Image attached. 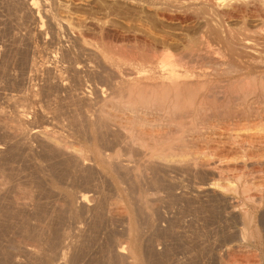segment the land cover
<instances>
[{"label":"rangeland","instance_id":"rangeland-1","mask_svg":"<svg viewBox=\"0 0 264 264\" xmlns=\"http://www.w3.org/2000/svg\"><path fill=\"white\" fill-rule=\"evenodd\" d=\"M31 1L34 0H0V112H4L3 116L5 113H7L8 116L11 117L16 116L15 119H17L19 115L20 119L22 109L24 112H26L27 110V112H29L27 117L28 121L25 122L26 124L23 125V123H19L22 124V126L20 125L19 127L22 131L17 130L18 127H15L19 125L15 124L17 120L14 122L13 117V119L9 117V119H12L11 121L7 120V114H5V120V116L3 117L0 113V264H264V203H262L263 205L259 204V207L258 205H251L253 215L254 217L256 216V219L254 218L253 221L255 223L253 224L255 226H253V228H260V230L258 231L262 232L259 233V235H263H260L261 238L260 236H258L259 239L256 236L254 237L255 239L252 238L250 240L244 241L245 243L240 242L241 238H239L240 236H238V234L240 235V228L242 226L240 225L241 221L239 220V209L234 208H236V204L239 207L238 203L240 202L241 198L239 195L229 194L228 192L225 193L220 188L216 186L213 187V185L211 184L213 182L225 184L229 180H235V177L233 179L231 175H236V172H239V169H237L236 172L235 170L225 171L224 174H222L221 178H219V176L211 178L212 176L209 177L207 171L202 172V170H199L202 173H198V171H194V168L193 170L188 166H186L187 169L186 167L184 168V166L182 168L180 166H171L167 169H161V173H159L160 169H151V167L147 165V153L146 156L143 155L145 154V151H143L144 149L141 150V152L140 150H137L136 152V149L133 150V147V149H131L130 145L127 148V142H123L125 144L121 142L123 144L122 145L120 141H117L115 135L113 136L111 132L106 133V131H104L98 133L97 136L96 133L91 132L87 121H84L85 118L87 119L88 111L91 110L90 112H95L96 110H99L98 107L101 106V103L100 106H98L99 98L97 96L101 94H99V90L104 88L103 86H107L105 85L106 83L102 79H100L101 77H99V74L102 72V70L100 72L99 70L102 69L100 67L103 65V60H100L99 58L101 57V59H103L102 51H104V41L103 39H101V35L98 34L99 28L96 27L104 26L105 28L108 27L109 29H115L116 26H118L119 28H127V25L131 23H128V21H135L139 19L138 17L140 16V18L143 19L142 15L148 16L149 18L147 17L146 21L152 23L151 20L154 17L153 12L148 10L145 5L143 6L138 4L140 5V8L138 5L136 6L137 3H132L129 0L122 1H128V3L130 2V5L132 3L135 5V7L134 5L130 6L126 2L129 5L127 6V4H124L121 0H37V9L39 11L36 9L35 13L33 12V10L29 9V3H31ZM125 6L130 8V12ZM120 7H122V11L120 10ZM142 7H144V9ZM137 9H140V11H137ZM118 10L120 11L118 12ZM143 10L147 11L144 12ZM255 10L256 9H252L248 12L246 11L248 15L246 14V12L243 13L245 15L236 14V16L232 17V20H234H231V22L230 20H228L229 24L231 23L232 29H234L232 33H234L233 35L235 36H232V38L234 37L235 41L238 40V38L240 39V37L242 36L244 37L245 34H248L245 32L248 27L249 28L247 31H249L251 27L253 31L258 30L259 27L264 28L263 26H261L264 23V18L262 19V17H264V11H260L259 13H257L258 11L256 10L255 12ZM125 11H127V13H125ZM108 12L110 14L109 16ZM122 12L125 13V15ZM128 12L133 13L129 14ZM134 12H137V14H134ZM260 13L262 15H260ZM38 14H40L41 19H43L44 21V25H42L43 27L39 24L38 17H36ZM126 14L128 19L124 17L126 16ZM255 14L257 17L255 16ZM51 16L54 20L50 19L49 21V18ZM120 16L122 17V19L120 18ZM128 16H131L130 19ZM145 16L144 20L146 19ZM123 17L125 20L123 19ZM133 17H135V19H133ZM55 19L58 20V24L62 25V27L60 25L59 30L56 26H53L55 23L52 25L53 22H57V20ZM99 19L102 20V22ZM241 19H244L245 21L243 20L241 23ZM258 19L260 20V22L258 21ZM107 21L109 23H107ZM115 21H117L118 23ZM245 22L246 24H248L246 25ZM102 23L105 25H103ZM39 25L42 27V29H40ZM93 25H95L94 28ZM76 26L78 27V30ZM246 26L247 28H245ZM255 26L259 27L256 28ZM243 27L245 28V30ZM197 28V25L195 26L194 24V26L191 28L192 30L190 29V34L195 35V37H193V40L199 37ZM79 29L82 31V34ZM84 30L87 34L84 33ZM87 30H89L90 32ZM240 30H244L245 34H243L244 32L242 31L240 32ZM194 31L196 34L194 33ZM250 31L249 37L253 32L252 31L250 33ZM73 33H76V36ZM90 36L92 37V39ZM88 37L90 38V40H88ZM246 37L247 35L245 36V38ZM60 38L62 41L60 40ZM128 38H130V40ZM128 38H126L127 43L133 45L132 43H134V41H131L133 40L132 37ZM126 39L123 41L122 39H115L116 41H113V45L115 43V46L126 45ZM120 40L123 44L120 43ZM187 40L188 39L184 37L183 42L180 43L179 47L183 48V45L187 43ZM97 41H101L102 44H98ZM128 44L126 45L127 47ZM101 45L103 46L101 47ZM101 48H103L102 51ZM88 49L90 50L88 51ZM130 49L131 53L133 49L134 53H138L137 49H135V45H133ZM115 51L118 52V50ZM253 51L257 53V51ZM140 53L141 52H139V54ZM224 53L229 54L228 50L223 51V54ZM129 54L130 52L127 56L131 58L141 57L139 56V54H137L136 57V53L130 54L132 56L134 55L133 57L129 56ZM77 56L80 58H78ZM118 56L119 55H117V57ZM63 60H65V62ZM125 65L128 67V64ZM126 66H124V70L127 68ZM70 67H74L72 68L74 71L71 70ZM77 67H79V69ZM60 68L62 69L60 70ZM65 68L67 70H65ZM95 71L96 73H99H97V77ZM61 77L65 78L63 79ZM62 79L64 80L65 84L68 83L69 85L66 84V86H64L65 84H63L64 82ZM66 80L69 81L66 82ZM83 91H86V96L89 95L93 102L92 104H94L95 106L92 104L89 106L88 102L84 104L85 102L83 100V103H81L80 99H82V94H84ZM77 98L79 99V101ZM74 100L78 103H76ZM82 108L84 109V111ZM66 110L68 111L66 112ZM112 111L114 112L115 110ZM84 112H87V114ZM118 113L116 112V114ZM17 114L19 115L17 116ZM121 114L122 113H119L120 117L124 116V114H122V116ZM238 114L241 116H235L233 114V117L229 116L224 118V121L222 120V124L221 122H217L216 124H214L215 126H210L212 128L207 126L208 131L206 132L205 130L204 134L207 139L210 137V140H206L204 142L203 147H206V149H202L201 151L203 153L204 151H206V153H204V157L206 156L205 159H208L210 157L209 160L212 163H218L220 161L227 162V160L228 162L231 160L234 163L237 161L239 162L240 160V162L244 163L242 164V166L246 164L241 169L242 173L244 174L245 172V174H250H247V176H251L252 180L249 177L248 179L254 182L255 185H258V181L264 176V170L260 172L255 171L256 173H252V171H250V160H248L247 157L243 158V144L241 145L239 141L237 142L236 140H234V137L232 139V136L239 134L242 135L245 132L244 130H241L245 128V115L240 113ZM19 119L18 122L20 121ZM228 119L230 120L227 121ZM230 121L231 123L229 124ZM83 122H86V125ZM218 123L219 126H217V129H215L214 127H216ZM11 125H13V127H15L16 129L11 127ZM54 125L56 126V128ZM220 125L223 126L221 127ZM46 126L48 129L50 127L55 128L54 131H56L57 133L60 132V135L67 140V147L69 146L66 151H71V153L68 152L67 154V152L64 151L60 152V150L58 151L57 149L52 147L51 144L48 145L49 143H47V139H44V137L39 134V130L46 128ZM60 127L64 130H62ZM7 128L13 130L8 131L9 129ZM25 129L27 131H25ZM214 129L216 132L214 131ZM16 130L20 133H17ZM23 130L25 131L26 135L22 134L24 133ZM28 131H30L31 133H27ZM212 131L214 132L212 133ZM14 132L15 134H13ZM207 133H212V135L207 137V135H209ZM9 135L10 138L8 137ZM19 135H21L22 137ZM118 136L120 137L121 135L119 134ZM212 136L213 138H211ZM100 138L102 140H100ZM215 138L218 139L216 140ZM112 139L115 142H113ZM212 140L214 141V143L212 142ZM232 141H236V144ZM207 142H210V144L212 142L213 144L210 145L209 143L207 144ZM215 142L219 144L217 145L218 147L216 146ZM46 143L47 146L45 145ZM120 145L122 147H120ZM95 146L97 151H104L106 154L110 153L112 155H118L117 152L119 150L121 154H123H120L121 156L119 155V159L121 158L120 161H122L123 164L125 163V165H128L129 162V165L132 166H136L135 163L139 164L138 162H141L142 165H145L146 163V165L144 166L145 168H141L140 166V169L144 172L141 173V170H139L140 173L136 172L134 174L133 172H128V174L127 172H124L125 170L123 171L122 168V170L117 168L116 172L115 167V171L113 169L112 171H109V169H111V166L113 165H111L110 168L109 165L106 166L107 164L105 163V165H103V163L99 161L96 155L97 151L95 150ZM116 146L118 147V149ZM231 146L236 150L233 152L234 154L232 153L229 156H225L220 153V149ZM78 148L80 149V152ZM210 148L212 150H210ZM214 148L218 151H216ZM81 149H83L82 153L86 154V156L84 155L86 159H83L84 165L82 164L85 168L81 167L82 165L80 162V165L78 164L79 159H77V157H75L76 155L73 154L74 152H72L74 150L79 154L81 153ZM111 149H113V151ZM131 152L134 153L132 154ZM125 153H128V155L130 153L129 158ZM134 154L135 156H133ZM137 154H139L140 157ZM136 157L140 159H137ZM134 158L135 162L133 161ZM141 159H145V163ZM241 159L244 161H242ZM147 167H150L149 172H147ZM153 169L155 171L158 170L157 175H159V177H155L157 176V171L155 172L153 171ZM170 169L172 170L170 171ZM151 170L152 173L150 172ZM189 170H191L192 172ZM120 171H123L121 172L122 174L120 173ZM115 172L119 174H115ZM193 172L195 174H193ZM204 172L207 175H205ZM124 173L125 179L123 178ZM130 173L133 174L130 175ZM166 173L167 175H165ZM136 174L139 177L138 181L140 182L139 184L141 186L137 184V181H134L136 179L132 178L134 176V178L138 179ZM140 174H144L142 175L144 178L140 177ZM160 174H163L162 177L160 176ZM120 175L122 177H120ZM149 175L153 176L150 177L151 181L154 182L155 179L157 180V184H154L150 181V179L148 178ZM197 175H199L200 178ZM223 175H225L226 177ZM247 176L244 175V180L247 179ZM222 177H228V180L226 181V179H223ZM145 179H148L150 182H147L148 180L144 181ZM253 179L255 181H257L258 179L259 180L255 183ZM219 180L222 183L219 182ZM263 180L264 177L260 181L261 184L264 183ZM122 182H124V185ZM134 182H136V184ZM132 183L134 185H132ZM149 183H151L152 185ZM3 184L5 185V187ZM121 185L126 187L123 188ZM137 185L140 187L137 188ZM160 186L162 189L160 188ZM211 186L212 188H210ZM15 187L16 189H14ZM126 189H129L133 192L135 191V193L137 194L127 191ZM143 189L145 192L143 191ZM140 192L142 193V196L147 194V196H145L147 198L145 199L151 198L149 200H146V202H149V204H147L149 205L150 210L152 209L154 212L149 218L148 216H145L147 214L143 213L139 215V220H133V217L135 216H132V214H134V212H138L135 210H138L139 208V204L137 203H139L140 201L138 200V198L140 197ZM146 192H148L149 194ZM253 192L258 195V193H256L255 191ZM253 192L251 193L254 194ZM81 193L89 194L91 200L87 205H84L82 201H79V196L81 195ZM131 193L133 194V197ZM134 195H136V197H139L136 198ZM228 196L229 198H231L229 199ZM18 198L20 201L18 200ZM238 198H240V200ZM132 199L135 202H138L135 204ZM129 200L132 201L130 202V204L132 205L129 204ZM235 201L239 202L236 203ZM151 204L152 208L150 207ZM131 206H134L136 208L132 209ZM131 211L133 212L131 213ZM234 212L238 213L236 215V218ZM130 219H132L133 222H140H137L139 229L137 227V224L129 222ZM135 225L137 227L136 229ZM130 227H134L133 229H135L136 231L139 230L140 235L138 233V236L135 233L136 231L133 233L134 230H130ZM129 231H132L131 233L134 234V236L131 234V238ZM226 234L229 236H227ZM135 235H137V238L140 237V240L138 239L139 242L134 239ZM136 242L139 243L140 248L134 247L137 246ZM125 245L127 246V249H125L126 251L124 250L125 252L122 254L119 250H121L122 246ZM130 247L135 252H133ZM133 248H135V250ZM30 249H34L33 251H36L37 253L40 251V253L38 255L35 254L34 256V253H29Z\"/></svg>","mask_w":264,"mask_h":264},{"label":"bare ground","instance_id":"bare-ground-1","mask_svg":"<svg viewBox=\"0 0 264 264\" xmlns=\"http://www.w3.org/2000/svg\"><path fill=\"white\" fill-rule=\"evenodd\" d=\"M129 1L132 3L135 2V4L137 3L136 6L138 4L143 5V6L145 5V7L148 8V10L152 11L154 17L152 16L153 17V19L151 18L152 20L149 19V20H151L152 23H150L149 21H146L148 16L142 15L143 19L140 18L141 17L140 16V17H138L139 19H137L135 21H128V23L129 22H131V23H129L127 25V28H124V27L119 28L118 26H116L115 29H111V28L109 29L108 27L105 28L104 26H99V27L97 26L96 27V28H99L98 34L101 35L100 37H101V39H103V41H104L103 44L105 46L104 47L103 45H101V47L103 46V48H104V51H102L103 48H101V51L103 53V55H102L103 59H101V57L99 58L100 60H103V65L100 67L102 69L99 70V72L101 70H102V72L100 74L98 72L97 73L99 74V77H101L100 79H102L106 83L105 85H107V86L106 87L103 86L104 88L99 90V94L101 93L100 94L101 96L100 95L97 96L99 98V105L98 106H100V103H101V106L98 107L99 110H96L98 112H96V111L90 112L91 110L88 111V114H87V112H84L87 114V119L85 118L86 120L83 117L84 121H87V124H88L91 132L96 133L97 136H98V133H101L104 131H106V133L111 132L113 134V136L115 135L117 141H120V143L121 142L122 143L127 142V145H126L127 148L130 145L131 146L130 148L131 149L134 148L133 150L136 149V152H137V150H140V152H141V150L144 149L143 151H145V154H143V155L146 156V153H147V156H146L147 157V165L150 166L151 169L152 168L160 169L159 173H161V169H167L171 166H180L181 168L183 166H184V168L186 166H188V167H191V169L194 168L195 170L194 169L193 170L195 172L198 171V173H202L203 171H205V172L207 171L208 172L207 174H209V177L212 176L211 178H214L216 176H219V178H221L222 174H224L225 171L235 170V172H236V170L239 169V172H236V175H234V174H233L234 176L231 175V177H233V179L235 177V180H233V181L229 180L227 183H225V184L223 183L224 185L220 184V183H214L213 181H212L213 183H211V184L213 185V187L216 186V187L220 188L225 193L228 192L229 194H234V195L240 196L241 200H240V198H238L240 200V202L238 201L239 202L238 203L235 201L236 203L239 204V207L236 204V208H234V209H239L238 210L239 217H240L239 220L241 221L240 225L242 226L240 228V235L238 234V236H240L239 238H241L240 242L250 240L256 236H257V238L260 235L262 236L263 234L259 235V233L262 232V231L261 232L258 231V230H260L259 227H258L259 229L253 228V226H254L253 224H255L253 221H254V218L256 216L254 217V215H253V212L251 210V208H252L251 205H253V206L258 205V207H259V204L261 205L262 203H264V183L261 184V182H260L264 176L261 179L259 178L260 180L259 179H258L259 181L257 180L259 182L258 185H255L254 182H252L248 179V177H249L252 180L251 176H247L248 173L245 174L244 171H243L244 174L242 173L241 169L246 164L244 166H242V164H244V163L240 162V160H239V162L237 161L234 163L231 160H230L231 162L230 161L228 162V160H227V162H222L219 160L220 162H218V163H212L209 160L210 157L208 159H205L206 156L204 157V153H206V151H204V153H203L201 150L206 149V147L205 148L203 147V144L206 140H208V141L210 140L209 136L212 135V133L215 131V129H217V126H219V123L216 125V127H214L215 129H214V131H212L211 134H209V133H207L209 135L206 134L207 137H209L208 139L206 138V136L204 134L205 130H206V132L208 131L207 126L213 127V126H215L214 124H216L217 122H221V124H222L224 121V118L229 117V116L233 117V114L235 116H237V115H239L238 113H240V114L245 115V119H244L246 121V123H244L245 128L241 129L242 131L244 130L245 132L242 135H240V134L235 135L237 137L232 136V139L234 137V140H236L237 142L239 141L241 143V145L242 144L244 145V146L242 145V148H243L242 150H243V154H244L243 158L247 157V159L250 160L249 161V164L251 166L250 171H252V173L253 172L256 173L257 171L260 172V171L264 170V56H263L264 55V28L258 26L259 29L253 31L251 29L252 28L251 27L250 30H252L253 32L249 30L250 33L252 32V34H250V37H249V31H247L249 27L247 28V26H246L245 27V28H247L246 30L243 27L245 32L248 34H245L244 30L243 31L240 30V32L241 31L244 32L243 34H245V36L247 35V37L245 38V36L244 37L242 36L243 38L240 37V39L238 38V40L235 41V38L234 37L232 38V36H235V35H233L234 33H232V31L234 29H232L231 23L229 24V21H228V20H230V22H231L232 17L236 16V14L240 15L246 11L247 12L251 11L252 9H256L258 11L257 13H259L260 11H264V0H129ZM126 2L128 3V1H126ZM126 2H123V3L125 4ZM132 3H131V5L133 6L134 4H132ZM29 4H30L29 9L33 10V12L36 13L37 0L31 1V3H29ZM128 4H127V6L130 5V4L129 5ZM140 5H138V6L140 7ZM109 7H112V6H109ZM134 7H135V5H134ZM120 8H121L120 10L122 11V7H120ZM126 8H128V7H126ZM136 8H138V7H136ZM142 8L144 9V7H142ZM113 9H112V11H113ZM129 9L130 8H128V10ZM120 10H118V12ZM256 10H255V12H256ZM127 11H125V13H127ZM132 11H133V9H132ZM134 11H136V10H134ZM137 11H140V9L139 10L137 9ZM146 11L147 10H145L144 12H146ZM98 12H101V11H98ZM118 12H117V14H118ZM129 12H130V10H129ZM247 12H246V14H247ZM253 12H254V10H253ZM125 13H123V14L125 15ZM131 13H133V12H131ZM131 13H129V14H131ZM135 13L137 14V12H134V14ZM97 14H99V13H97ZM146 14H148V13H146ZM109 15L110 14L108 12V16ZM243 15H245V14H243ZM260 15H262V14L260 13ZM144 16L146 17L145 20H144ZM255 16H256V14H255ZM36 17H38L39 24L41 26L44 25V21H43V19H41L40 14H38ZM124 17L127 18V14ZM124 17H123V19H124ZM128 17L130 19L131 16H128ZM135 17H133V19H135ZM54 18H56V17H54ZM120 18L122 19L121 16H120ZM237 18H238V15H237ZM263 18L264 17H262V19ZM50 19L54 20V19H52V16L49 18V21H50ZM79 19H80V17H79ZM113 19H115V18H113ZM133 19H131V20H133ZM55 20H57V19H55ZM243 20L241 19L240 22L242 23ZM100 21L102 22V20H100ZM108 21H107V23H109ZM258 21L260 22L259 19H258ZM51 22H53V21H51ZM115 22H117V21H115ZM240 22H238V23H240ZM263 22H264V20H263ZM58 23L59 22L57 20V22L56 21L53 22L52 25L54 24L53 26H56L57 29L59 30V27L61 24H58ZM123 23H124V21H123ZM120 24H121V22H120ZM194 24H195V26L197 25V27H198L197 33H198L199 37H197L196 39L193 40V37H195V35L190 34V31L192 30L191 28L194 26ZM245 24H246V22H245ZM95 25H93V28ZM103 25H105V24H103ZM106 25H109V24H106ZM239 25H241V24H239ZM41 26H40V29H42V27H43V26L42 27ZM110 26H112V25H110ZM261 26L264 27V23ZM61 27H62V25H61ZM69 27H71V26H69ZM113 27H115V26H113ZM258 27H256V28H258ZM76 28L78 30L77 26H76ZM90 28H91V26H90ZM241 28H242V26H241ZM81 29H82V27H81ZM82 31H83V29H82ZM82 31H81V34H82ZM87 31H89V30H87ZM75 32H76V30H75ZM84 33H86L85 30H84ZM84 33H83V35H84ZM194 33H195V31H194ZM93 34H94V32H93ZM241 34H239V35H241ZM62 37H63V34H62ZM128 37H132L133 40H131V41H134V43H132V44L135 45V49H137L138 53L135 52L136 53L135 54L133 52L134 49L132 50V53H131L130 48L133 45L127 43L126 38H128ZM184 37L188 39L187 43L185 45H183V48H180L179 47L180 43L183 42ZM91 39H92V37H91ZM115 39H117V40L122 39V41L126 39V45L128 44L129 48L126 45L115 46L116 43L113 45V43H114L113 41H116ZM128 39L130 40V38H128ZM60 40H61V38H60ZM88 40H90V38ZM101 41L100 42L97 41L98 44H100ZM122 41L120 43H122ZM131 41H128V42H131ZM129 45H131V46H129ZM90 49H88V51ZM115 50H118V52ZM226 50H228L229 54H226V53L223 54V51H226ZM253 50L257 51V53H255ZM101 51H100V53H101ZM129 52H130V54H135V56L137 54H139V52H141L142 54L141 53H140L141 55L139 54V56H141V57L136 56L137 58H131V57L127 56ZM130 54H129V56H132ZM96 55H98V54H96ZM115 55H116V57H115ZM117 55H119V56L117 57ZM227 55H228V57H227ZM69 56H70V54H69ZM73 56H74V54H73ZM60 58H62V57H60ZM78 58H80V57H78ZM242 58L246 59V60H243ZM70 60H69V62H70ZM63 61L65 62V60H63ZM71 63H72V61H71ZM98 64H99V62H98ZM125 64H128V67ZM68 65H69V63H68ZM122 65H123V67H122ZM124 66L127 67L126 68L127 71H126V69L125 70L123 69ZM61 67H63V66H61ZM72 68H74V67H72ZM72 68L70 67L71 70H73ZM77 68L79 69V67H77ZM86 68H87V66H86ZM48 69H49V67H48ZM61 69L62 68H60V70ZM78 69H76V70H78ZM65 70H67V69L65 68ZM95 73H96V71H95ZM97 73H96V77L98 75ZM68 76H70V75H68ZM68 76H66V77H68ZM61 78H63V77H61ZM68 81L66 80V82H68ZM91 81H92V79H91ZM63 82H64V80H63ZM83 82H84V80H83ZM63 84H65V82ZM66 84L69 85L68 83H66ZM66 84L64 86H66ZM78 85H79V83H78ZM85 85H87V84H85ZM94 86H95V84H94ZM71 89H73V88H71ZM85 92H84V94H82V97L80 96L82 98V99H80V101H81V103H83L82 102V100H83L85 102L84 104H86V102H88V105L90 106L93 102H92L91 98L89 97V95L86 96ZM88 93H90V92H88ZM77 94H79V93H77ZM90 96H92V95H90ZM94 97H95V95H94ZM73 99H74V97H73ZM78 101H79V99H78ZM76 103H78V102H76ZM92 105H94V104H92ZM96 107H97V105H96ZM86 108H87V106H86ZM112 110H115L117 113L118 112L122 113V114H124V116H122V114H121L122 117H120L119 113L116 114V112L115 111L113 112ZM67 111L68 110H66V112ZM83 111H84V109H83ZM23 112L24 111L22 109V114H21L20 119H19V116H20L19 114H17V116L19 115L17 117V119H15L16 116L15 117L12 116L14 118V120H13L14 122L17 120V122H15L16 125L19 123H23V125H24V124H26L25 122L28 121L27 117H28L29 112H27V114H26V112H24V113ZM0 113L3 116L4 112H0ZM18 113H20V112H18ZM5 114H7V113H5ZM5 114H4V116H5ZM86 114H85V117H86ZM1 115H0V117H1ZM7 116H8V114H7ZM58 116H62V115H58ZM83 116H84V114H83ZM239 116H241V115H239ZM9 117L12 118L11 116H8L7 120L11 121L13 118L9 119ZM2 118H1V120H2ZM18 119L20 120L19 122H18ZM230 119H228L227 121H229ZM5 120H6V116H5ZM68 122H70V121H68ZM27 123H29V122H27ZM230 123H231V121L229 122V124ZM235 123H233V124H235ZM13 125H14V123H13ZM13 125H11V127H13ZM20 125L22 126V124H19L15 127L19 128ZM69 125H70V123H69ZM80 126H83V125H80ZM220 126L222 127L223 125H220ZM15 127H13V128H15ZM212 127H210V128H212ZM18 128H17V130L22 131L20 128L19 129ZM50 128H52L53 130ZM50 128L48 129L46 126V128H44L42 130L40 129L39 134L42 135L44 137V139H47V141H48L47 143H49L48 145L51 144V146L54 147L55 149H57L58 151L59 150H60V152L64 151V152H67V154H68V152L71 153V151H66L69 147V146L67 147L68 144H66L67 140L65 138H63V136L60 135V132L57 133L56 131H54L56 126H55V128H53V127H50ZM204 128H206V129H204ZM7 129H9V128H7ZM7 129H6V131H7ZM10 130H13V129H9L8 131H10ZM17 130H16V132H17ZM62 130H64V129H62ZM25 131H27V130L25 129ZM25 131H24V133H22V132L21 133L26 135ZM32 131H34V130H32ZM209 131H210V129H209ZM9 133H11V132H9ZM27 133L30 134L31 132L28 131ZM13 134H15V132ZM96 134H93V135H96ZM119 134L121 135L120 137L118 136ZM213 135H215V134H213ZM19 136H21V135H19ZM8 137L10 138V135ZM21 137H19V138H21ZM23 138H25V137H23ZM211 138H213V136ZM106 139H108V138H106ZM215 139L217 140L218 138H215ZM100 140H102V139L100 138ZM213 140H212V142L214 143ZM98 141H99V139H98ZM218 141H220V140H218ZM113 142H115V141L113 140ZM212 142H211V144H210V142H207V144L209 143L210 145H212L213 144ZM235 142H233V143H235ZM47 143L45 144L46 146H47ZM125 143H123V144H125ZM218 143H220V142H218ZM118 144H119V142H118ZM217 145H219V144L216 143V146ZM24 146H25V144H24ZM214 146H215V144H214ZM120 147H122V146L120 145ZM211 148H210V150H212ZM233 148H232V146L227 147V148L226 147L222 148V149H220V153H222L225 156H229L234 151H236ZM117 149H118V147H117ZM78 150L80 152L79 148H78ZM95 150H96V146H95ZM111 150L113 151V149H111ZM133 150H131V151H133ZM215 150L218 151L217 149H215ZM76 151L73 150L72 152H74L73 154L76 155L75 157H77V159L80 160V161L78 160V164L80 162L81 165L82 164L84 165L83 159H86L85 158L86 154L82 153L83 149H81V153H79V154H78V152L76 153ZM143 151H142V153H143ZM103 152L97 151L96 152L97 154L96 153L95 154L97 155L99 161H101L103 163V165L107 164L106 166L109 165V167L111 165H113V166H111L112 168L110 167L111 169H109V171L110 170L112 171V169L115 171V168H116V172H117V168H118L120 170L123 169V171L125 170L124 172H127V173L133 172L135 174L136 172L140 173V171H139V170H141L140 166H141V168H145L144 167L146 165L145 159L142 160L144 156L142 157L141 160L144 161L145 165L144 164L142 165L141 162H138L140 165L135 163L136 166H132V165H129L130 162L128 165H125V163L123 164L122 161H120L121 158L119 159V155L121 154V152L119 150H118L119 153L117 152L118 155H116V154L112 155L110 153L106 154L105 152L104 153ZM124 152H125V150H124ZM135 154L133 156H135ZM121 155H123V154H121ZM126 155H128V153ZM126 155H124V156H126ZM129 155H130V153H129ZM129 155H128V158H129ZM137 155H139V154H137ZM72 157H74V156H72ZM139 157H140V155H139ZM137 159H140V158H137ZM133 161L135 162V158L133 159ZM242 161H244V160H242ZM214 162H215V160H214ZM83 165L81 167H83ZM83 168H85V167H83ZM89 168H90V166H89ZM149 168L147 167V172H149V170H150ZM154 169H153V171H155ZM186 169H187V167H186ZM171 170L172 169H170V171ZM199 170L200 171L202 170V172H200ZM240 170H241V172H240ZM123 171H120V173ZM156 171L155 172L157 175L158 170H156ZM189 171H191V170H189ZM116 172H115V174H119ZM142 172H144V171L141 170V173ZM150 172L152 173V170ZM205 172H204V174H205ZM167 173L165 175H167ZM132 174L130 173V175H132ZM137 174H136V176L138 177L139 174L138 175ZM193 174H195V173L193 172ZM207 174H205V175H207ZM124 175H125V173L123 174V178L125 177ZM142 175H144V174H142ZM142 175L140 177H143ZM162 175L163 174H160L161 177H162ZM244 175L247 176L246 180H244ZM248 175H250V174H248ZM184 176H185V173H184ZM197 176L199 177V175H197ZM223 176H225V175H223ZM120 177H122V176L120 175ZM150 177H153V176L149 175L148 178L150 179ZM155 177H159V175H157ZM260 177H261V174H260ZM132 178L136 179L134 181H137V184L140 183L138 181L139 177H138V179L134 178V176ZM222 178L226 179V181L228 180L227 179L228 177L227 178L222 177ZM118 179H119V177H118ZM147 180L145 179L144 181H147ZM150 181H151V179H150ZM150 181L148 180L147 182H150ZM155 181H156V183H155ZM155 181L154 182L151 181V182H153L154 184H157L156 179H155ZM226 181H224V182H226ZM253 181H255V180L253 179ZM257 181H255V183ZM216 182H218V181H216ZM219 182H221V181L219 180ZM122 183L124 185V182H122ZM134 183L136 184V182H134ZM149 184H151V183H149ZM163 184H164V181H163ZM163 184H161V185H163ZM205 184H207V183H205ZM132 185H134V184L132 183ZM158 185H157V188H158ZM169 185H171V184H169ZM140 186H138L137 188H139ZM4 187H5V185H4ZM4 187H3V189H4ZM7 187H9V186H7ZM122 187L124 188L126 186H122ZM0 188H1V183H0ZM160 188H161V186H160ZM210 188H212V186ZM14 189H16V187ZM144 189H143V191H144ZM1 191H2V189H1ZM127 191H130V190L128 189ZM137 191H138V189H137ZM146 191H147V189H146ZM253 191L258 193V195H256ZM130 192H133V191H130ZM141 192L139 194L141 199L139 196L136 197V195H134L136 198L139 197L138 198V200H140L139 203H137L138 202L137 200H136L137 202H135L132 199L135 202V204L136 203L139 204V206L136 205L139 207V208L137 207L138 210L137 209L135 210L138 212L137 213L134 212V214H132V216L134 215L135 217H137V218L133 217L134 218V219L132 218L133 220H139L138 219L139 215H141L143 213L147 214L145 216H148V218H149L151 216V214H153V212H154L152 209L150 210L149 205H148L149 202L148 201L146 202V200H149L151 198L148 197L149 199H145V198H147V197H145V196H147V194L144 195V192H145L144 191L143 192L144 196H142ZM251 192H253L254 194H252ZM133 193L137 194V193H135V191ZM146 193H148V192H146ZM2 194H5V193H2ZM15 194H16V192H15ZM209 194H208V196H209ZM32 195H33V193H32ZM124 195H125V193H124ZM128 195H129V193H128ZM132 197H133V194H132ZM130 198H131V196H130ZM214 198H216V197H214ZM228 198H229V196H228ZM79 199H80L79 201L80 202L82 201V203L84 205H87L89 203V201L91 200L88 193H81V195L79 196ZM238 199H236V200H238ZM18 200H19V198H18ZM23 201H25V200H23ZM130 202H132V201L129 200V204H130ZM130 205H132V204H130ZM151 206H152V204L150 205V207ZM61 207H62V204H61ZM131 207H132V209L136 208L134 206H131ZM133 211H131V213ZM235 212H234V214H235V218H236V215L238 213H235ZM131 213H130V215H131ZM261 214H263V213H261ZM263 217H264V214H263ZM132 219H130L129 222L132 223L133 222ZM137 222H139V221H137ZM137 222L134 221L133 223L137 224ZM237 222H238V220H237ZM255 222H257V221H255ZM263 222H264V219H263ZM259 225H262V224H259ZM131 227H130V230L131 229H132V231L134 230L133 231V233H134L136 231L135 229L138 227V224H137V227L135 225V229H133L134 227L133 228H131ZM138 229H139V227H138ZM132 231H129L130 232V238H131V234H132L131 232ZM225 231H227V230H225ZM135 233L137 235L139 233V235H140L139 230H137ZM132 235L134 236V234H132ZM137 235H135V238L133 236L132 237L136 241L139 242L140 237L137 238ZM227 236H229V235H227ZM261 236H260V238H261ZM134 239H133V241H134ZM136 245L137 246H134V245L133 246L135 248L136 247L138 248L140 246L139 243H137ZM126 247H127L126 245L122 246V249L119 251L123 254L126 251L125 249H127ZM135 248H133V249L135 250ZM31 249L29 250V253L30 252L32 254L34 253V256H35V254L38 255L40 253V251L37 253L36 251H33L34 249L33 250H31ZM131 250H132V248H131ZM138 251H140V250H138ZM138 251H136V252H138ZM133 252H135V251H133ZM27 255H28V253H27ZM255 256H256V254H255ZM63 257H64V255H63Z\"/></svg>","mask_w":264,"mask_h":264}]
</instances>
